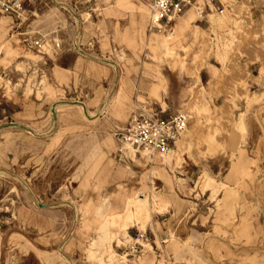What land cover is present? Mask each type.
I'll return each instance as SVG.
<instances>
[{"label":"rangeland","instance_id":"374dc122","mask_svg":"<svg viewBox=\"0 0 264 264\" xmlns=\"http://www.w3.org/2000/svg\"><path fill=\"white\" fill-rule=\"evenodd\" d=\"M195 1L162 30L141 29L150 0L0 12V264H264V88L249 97L225 70L257 62L264 80V0ZM156 67L223 70L190 87L172 152L147 158L117 133L162 102Z\"/></svg>","mask_w":264,"mask_h":264},{"label":"built area","instance_id":"2783aa9c","mask_svg":"<svg viewBox=\"0 0 264 264\" xmlns=\"http://www.w3.org/2000/svg\"><path fill=\"white\" fill-rule=\"evenodd\" d=\"M23 0H0V12L19 16ZM213 7V12L221 14L223 6L218 0H206ZM194 0H150V28L162 30L169 27L172 20L182 14ZM201 18L203 10L198 7ZM211 11V10H210ZM191 116L186 112L166 113L145 112L131 116L124 129L117 134L118 141L135 154L151 156L165 153L175 146L176 141L185 133ZM144 234L139 233L126 249L125 256L135 257L141 252Z\"/></svg>","mask_w":264,"mask_h":264},{"label":"crops","instance_id":"0c3cea01","mask_svg":"<svg viewBox=\"0 0 264 264\" xmlns=\"http://www.w3.org/2000/svg\"><path fill=\"white\" fill-rule=\"evenodd\" d=\"M195 1V0H194ZM196 3V1H195ZM205 8H207L209 11L213 10V7L211 5H207L206 0L203 3ZM212 7V9H211ZM261 14L259 7L257 6V10L254 14V21L259 22L261 20ZM173 21V20H172ZM172 23V22H171ZM170 23V25H171ZM178 23V22H177ZM154 68V67H153ZM152 68V71L157 72L155 76L150 77V83L151 87L158 92L160 98L162 99L161 103H154L156 106L154 109L156 112H164L166 110L178 112L182 105L186 103L189 100V94L188 91L190 90V87L192 88L196 84H200L205 87L209 85L210 82L215 83L214 79L212 77L213 71L215 70H223V67H186L194 71V75H188L185 73V69L182 70L181 67H156L155 69ZM261 67H258L257 62H248L247 67H226L227 76L232 77L233 79L236 77H242L246 76L247 82L241 83L240 87L244 88V92L251 97L254 89L255 90H262L264 88V80H258L257 83H254L253 78H257L259 71ZM224 84L221 85V90L223 89ZM224 95L220 94L215 98V101L218 99H221L223 101ZM237 103H245L244 99H238ZM149 112V111H147ZM167 112V111H166ZM170 113V112H168ZM173 113V112H172ZM134 115V114H133ZM89 121V118H87ZM125 127V126H124ZM124 129V128H123ZM122 129V130H123ZM121 130V131H122ZM120 131V132H121ZM118 134V133H117ZM181 138V137H180ZM179 138V139H180ZM110 149V148H109ZM108 149V151H109ZM172 152V150H170ZM124 154V152H123ZM125 155V154H124ZM163 155V154H161ZM137 158V156L135 155ZM131 159V158H129ZM140 159V158H138ZM133 162H136L137 159L132 160ZM157 166H161L164 164H170V163H163L162 161H157ZM138 164V163H137ZM142 165V164H141ZM207 177L210 181L215 182L214 179L205 172ZM138 196H132L129 201L132 199L137 198ZM128 201V202H129ZM127 202V203H128ZM128 204H126L127 206ZM125 206V209H126ZM125 211V210H124ZM127 234V229L125 230ZM128 235V234H127ZM201 245L199 243H195L194 247L199 248Z\"/></svg>","mask_w":264,"mask_h":264},{"label":"bare ground","instance_id":"6f19581e","mask_svg":"<svg viewBox=\"0 0 264 264\" xmlns=\"http://www.w3.org/2000/svg\"><path fill=\"white\" fill-rule=\"evenodd\" d=\"M146 19H149V30H152V29L150 28L151 6H150V11H149V13L147 12V13L144 14V16L142 17V21H141L142 26H141V29H143V25H144V23L146 22ZM142 31H143V30H142ZM142 31H141V33H144V32H142ZM149 39H150V43H151V45L159 44V42L156 40V36H154V34L151 35ZM159 45H160V44H159ZM162 45H163V48H164L165 50H167L168 52H170L171 47H170V44L167 42V39H166V38L162 40ZM171 52H172V51H171ZM75 105H76V104H75ZM76 106L79 107V108L82 107V106H80V104H77ZM121 145H122V144H121ZM168 152H170V150L167 151V152H165L164 154H166V153H168ZM139 156H144V155H139ZM145 157L149 158L150 156H145ZM207 179H208V177H207ZM145 205H146V203L144 202V200L141 199V198H139V199L136 201L135 205H133V206L130 207V210H131V211H136V210H138V213H141L140 210L143 209V207H144ZM146 217H148V216H146Z\"/></svg>","mask_w":264,"mask_h":264}]
</instances>
